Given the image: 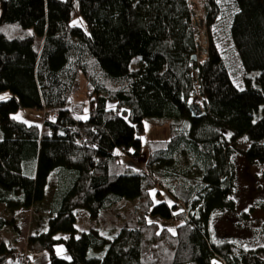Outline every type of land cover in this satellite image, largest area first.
<instances>
[{
    "label": "trees",
    "instance_id": "16d2710c",
    "mask_svg": "<svg viewBox=\"0 0 264 264\" xmlns=\"http://www.w3.org/2000/svg\"><path fill=\"white\" fill-rule=\"evenodd\" d=\"M203 1L204 110L192 115L198 29L188 0H0V92L11 94L0 100V203L10 211L41 203L55 174L47 229L30 233L24 249L1 241L0 264L25 249L48 252V264H264V242L218 238L211 225L216 212L235 209V154L264 163V0ZM225 18L243 88L221 48ZM79 72L89 85L85 119L68 105ZM26 108L44 111L42 123L14 116ZM146 123L168 125L171 136L147 142L139 169L121 156L140 157ZM192 167L196 183L174 177ZM160 189L173 202L157 201ZM122 199L137 200V225L112 236L77 228L76 209L100 220ZM157 218L176 222L174 232ZM11 222L0 216V229Z\"/></svg>",
    "mask_w": 264,
    "mask_h": 264
},
{
    "label": "rangeland",
    "instance_id": "374dc122",
    "mask_svg": "<svg viewBox=\"0 0 264 264\" xmlns=\"http://www.w3.org/2000/svg\"><path fill=\"white\" fill-rule=\"evenodd\" d=\"M188 1L192 9L194 22L196 23L197 29L199 31L197 35L198 43L199 40L202 39L204 44L203 51L200 53V55L203 57L201 62H203L206 57L207 50L204 1L199 0L201 2V6H199L198 9H194L191 1ZM228 22L229 21L227 18H225L222 27L219 28L223 37L221 48L224 52V58L229 66L232 80L238 87L243 88L244 83L242 80V63L237 54V50L234 46H232V42L227 39L228 37L226 32ZM202 23H204V26L201 28ZM201 62H193L192 78L194 82V89L192 90L191 97L189 99V104L192 103L200 107L201 110L198 113H202L204 110V100L200 94L197 80L198 66ZM10 95L11 94L8 91L0 92V97H2V99H6ZM68 105L74 110L75 114L82 119H85L88 116L89 85L83 74L80 72L77 74L76 86ZM14 116L28 123L34 122L41 124L43 118L46 116V113L44 111L26 108L19 109L14 114ZM170 136L171 130L168 125L153 126L149 123H146L145 132L141 135L142 152L140 157L136 160H133L132 158L123 155L121 156V160L127 162L129 165H132L135 168L144 169L148 156L147 142L149 140L165 139ZM248 143L249 141L244 137L237 141V145L239 147H245L248 145ZM234 160L236 163L237 184L232 197L235 200V209L232 211H218L212 216L211 225L213 232L218 238L235 237L245 239L251 244L262 243L264 242V232L261 231L262 225L264 223V210L257 207L256 203L257 201L264 202V163L250 162L240 153L235 154ZM182 165L183 164H181V167ZM54 176V172H51L47 185V191L49 194L46 201H49L52 196V187L50 185ZM174 177H178L186 183H196L199 176L197 169L192 167L186 173H183L182 170H178ZM172 179L173 177L168 178L169 184L171 183ZM153 193L154 195H152L157 201L165 199L169 202H173L174 200L166 190L160 189L159 192L154 190ZM136 204V199H122L116 205L103 212L100 220H92L89 217L87 210L79 208L76 214L77 228L79 230H87L94 227L99 229L101 232L112 236L114 231L124 224H127L131 227L137 225L135 212ZM45 205L46 204L43 201L40 203V207H44ZM179 205H181L180 208H185L182 203H179ZM42 215L43 211H35V217ZM157 220L161 223V225L168 226L171 229H173L177 224L176 222L165 221L159 218H157ZM12 263L13 262L10 264ZM213 264L222 263L216 257L213 259Z\"/></svg>",
    "mask_w": 264,
    "mask_h": 264
},
{
    "label": "crops",
    "instance_id": "0c3cea01",
    "mask_svg": "<svg viewBox=\"0 0 264 264\" xmlns=\"http://www.w3.org/2000/svg\"><path fill=\"white\" fill-rule=\"evenodd\" d=\"M54 180L55 178L53 177L50 185L52 187V195L54 190ZM48 194V191H46V196L43 200V202L46 204L44 207H40V203H36L30 208H18L10 211L5 207L4 204L0 203V216H3L7 219H12V221H14V223H8L2 229H0V242L12 241L18 248L24 249L26 248L27 237L30 233L46 230L48 226L50 202L52 199L51 196L49 201H46ZM78 209L75 210V214H77ZM36 210L43 211V215L35 217L34 214ZM14 224L18 225V230L15 228ZM56 253L61 257L69 256L67 249L62 244L56 246ZM48 261L49 253L42 251L39 253H33L29 264H48ZM12 262V264H16L14 261Z\"/></svg>",
    "mask_w": 264,
    "mask_h": 264
},
{
    "label": "water",
    "instance_id": "95a60500",
    "mask_svg": "<svg viewBox=\"0 0 264 264\" xmlns=\"http://www.w3.org/2000/svg\"><path fill=\"white\" fill-rule=\"evenodd\" d=\"M0 13H1V8H0ZM196 24V23H195ZM198 50H200V48H199V43H198ZM197 50V52L196 53H194V54H192L191 55V61H192V67H193V62H197V60H198V51ZM202 63V62H201ZM189 107H190V109H191V112H192V115H197V114H200V113H198L201 109H200V107H198L197 105H195V104H189ZM194 108V109H193Z\"/></svg>",
    "mask_w": 264,
    "mask_h": 264
},
{
    "label": "bare ground",
    "instance_id": "6f19581e",
    "mask_svg": "<svg viewBox=\"0 0 264 264\" xmlns=\"http://www.w3.org/2000/svg\"><path fill=\"white\" fill-rule=\"evenodd\" d=\"M190 1H191L192 6H193L194 9H195V8L198 9V7L201 6V2H200L199 0H190ZM203 26H204V23H202L201 28H202ZM198 33H199V31H198ZM197 37H198V36H197ZM199 47H200V50H199V52H198V60H197V61H200V62H201V60L203 59V57L200 55V53L203 51V48H204V44H203L202 39L199 40ZM195 96H197V95H195ZM192 100H193V99H192ZM193 102H194V101H193ZM195 103H196V101H195Z\"/></svg>",
    "mask_w": 264,
    "mask_h": 264
},
{
    "label": "built area",
    "instance_id": "2783aa9c",
    "mask_svg": "<svg viewBox=\"0 0 264 264\" xmlns=\"http://www.w3.org/2000/svg\"><path fill=\"white\" fill-rule=\"evenodd\" d=\"M198 41V40H197ZM33 252L26 249L24 251V254L21 257H18L15 262L17 264H29L31 257H32Z\"/></svg>",
    "mask_w": 264,
    "mask_h": 264
},
{
    "label": "snow or ice",
    "instance_id": "6c2138e0",
    "mask_svg": "<svg viewBox=\"0 0 264 264\" xmlns=\"http://www.w3.org/2000/svg\"><path fill=\"white\" fill-rule=\"evenodd\" d=\"M0 99H2V97H0ZM153 195H154V193H153ZM169 231H172V232H174V229H169Z\"/></svg>",
    "mask_w": 264,
    "mask_h": 264
}]
</instances>
